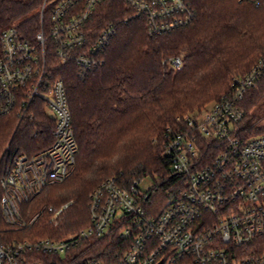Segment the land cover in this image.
Returning <instances> with one entry per match:
<instances>
[{
	"label": "built area",
	"instance_id": "built-area-1",
	"mask_svg": "<svg viewBox=\"0 0 264 264\" xmlns=\"http://www.w3.org/2000/svg\"><path fill=\"white\" fill-rule=\"evenodd\" d=\"M102 1L56 0L49 26L45 29L42 21L35 41L16 26L0 31V118L17 112L33 120L31 105L40 100L55 121L50 145L28 153L8 144L3 152L0 264H264V131L247 135L241 127L242 101L257 86L264 62L234 76L210 107L168 128L164 150L173 179L163 205L151 188L141 189L142 179L124 186L111 178L90 195V223L75 233L19 238L3 231L1 224L15 230L34 227L43 209L26 217L23 206L49 184L66 180L76 166L68 93L64 80L50 70L49 48L83 75L104 64L103 53L120 25L143 20L148 32L158 35L195 18L193 0H126L130 16L109 22L94 37L89 24ZM169 62L183 68L180 56ZM113 235L120 239L119 252L95 255L96 240Z\"/></svg>",
	"mask_w": 264,
	"mask_h": 264
},
{
	"label": "trees",
	"instance_id": "trees-1",
	"mask_svg": "<svg viewBox=\"0 0 264 264\" xmlns=\"http://www.w3.org/2000/svg\"><path fill=\"white\" fill-rule=\"evenodd\" d=\"M55 4L56 0H0V31L16 26L35 41L42 21L45 29L49 26ZM193 5L194 21L169 33L151 35L143 20L120 25L103 53L104 64L83 75L49 48L50 70L64 80L68 93L78 144L76 166L66 180L49 184L23 206L26 217L46 206L34 227L15 230L1 224L6 235L53 237L89 225L90 193L111 178L129 186L152 177L153 198L159 196L163 205L173 179L164 150L168 128L178 127L186 114L202 112L229 89L234 76L264 62V0H193ZM130 14L126 0H103L89 29L95 37L109 22ZM176 56L183 59L182 69L169 62ZM263 100L264 72L242 101L246 115L241 127L247 135L264 131V117L253 112ZM31 110L33 120L21 119L17 112L0 118V175L8 144L16 142L21 150L33 153L53 141L55 121L44 103L35 100ZM96 241L95 255L119 252L117 235Z\"/></svg>",
	"mask_w": 264,
	"mask_h": 264
},
{
	"label": "rangeland",
	"instance_id": "rangeland-1",
	"mask_svg": "<svg viewBox=\"0 0 264 264\" xmlns=\"http://www.w3.org/2000/svg\"><path fill=\"white\" fill-rule=\"evenodd\" d=\"M214 102V101H213ZM213 102L212 103H210L206 108H208V107H210L212 104H213ZM253 112L254 113H256V116L257 117H264V100L255 108V110H253ZM258 133H260V131L259 132H256V133H251V134H258ZM17 139L20 141L21 139H22V137H17ZM17 147V143L15 142V143H13L12 145H11V148L12 149H15ZM4 161H2V173H3V171H4ZM2 175V174H1ZM0 175V176H1ZM153 184H154V180H153V178L152 177H149V176H147V177H144L143 179H142V181H141V183H140V187H141V189L142 190H149L151 187H153ZM94 191V190H93ZM92 191V192H93ZM92 192L90 193V195L92 194ZM89 201H90V196H89ZM88 204H89V202H88ZM46 207V206H45ZM45 207H43L42 209H43V211L42 212H44L45 213ZM48 209H49V207H48ZM50 211V210H49ZM52 212V211H51ZM32 215V214H31ZM44 215V214H43ZM41 217H43V216H41ZM40 217V218H41ZM85 227V226H84ZM83 228V227H82ZM81 228V229H82ZM80 230V229H79ZM79 230H77V231H79ZM77 231H69V232H66V233H64V234H62V235H58V236H53V237H56V238H58V237H63V236H67V235H70V234H72V233H75V232H77ZM29 238L30 237H32V236H28ZM33 238V237H32Z\"/></svg>",
	"mask_w": 264,
	"mask_h": 264
}]
</instances>
